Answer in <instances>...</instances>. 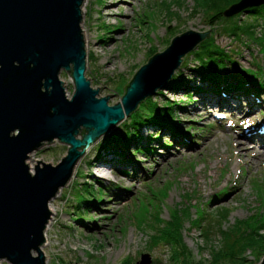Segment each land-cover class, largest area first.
Segmentation results:
<instances>
[{
    "label": "rangeland",
    "instance_id": "rangeland-1",
    "mask_svg": "<svg viewBox=\"0 0 264 264\" xmlns=\"http://www.w3.org/2000/svg\"><path fill=\"white\" fill-rule=\"evenodd\" d=\"M175 1L181 5L173 4ZM166 3L172 4V19ZM195 5V0H88V12L87 15L83 13L82 18L91 49L85 77L92 89L98 88L97 98L110 96L108 106L120 103L135 73L154 54L163 52L174 37L186 31L207 33L208 37L214 35L216 44L226 49L239 65L260 74L264 72V40L259 44L248 34L241 37L237 32L232 37L224 34L225 28L219 25L210 28L207 25L209 18L203 11L191 15ZM237 20L233 18L227 23ZM263 21L259 18L255 22L252 17L244 15L238 24L244 26L252 22L254 36L262 37ZM151 50L155 51L152 55ZM187 55L174 74L183 72L182 76L192 81L194 77L189 69H180L183 62L192 67L193 61ZM60 80L70 99L74 90L71 79L62 73ZM193 83L198 85V82ZM157 92L152 98L159 106L166 100L182 106L174 115L175 122L182 129L179 133L182 137L176 134L172 138L168 129L144 127L140 132L143 140L157 133V138L161 139L151 143L152 154H135L138 146L131 144V150L124 151L122 157L101 151L99 147L103 139L96 141L77 163L75 174L59 191L60 196L50 201L54 214L47 232L49 245L42 247L46 264H137L143 255L149 257V264H181L172 261L170 246L149 248V236L153 234L149 228L155 225L158 210L156 204L147 206L146 202H138V198L149 195L147 186L156 193L166 190L160 204L162 221L170 219L171 211H180V236L189 264H211L213 253L223 246L220 232L234 230L241 225L238 223H252L258 217L264 218V159H255V155L249 152L254 148L252 141H248V147L238 144L242 133H246L253 122L254 133H264L258 122L264 120V98L244 96L254 106L245 101L230 100L232 93L218 95L209 88H205L204 93L192 95L190 102L182 92L172 95L164 91V96L157 95ZM210 98L230 101L232 108L241 105L245 111L254 108L255 112L247 113L246 116L251 118L246 119L245 114L236 110L209 106L207 101ZM127 120L128 117L124 119ZM67 150V146L54 141L30 154L26 163L34 167L37 161H41L56 166ZM103 161L109 164L103 167L108 179L102 178L99 172L102 167L98 165L101 166ZM259 183H263L262 192L257 189ZM93 196L101 201L92 202ZM85 198L92 203L84 204ZM198 208L205 214V226L192 230L190 221L185 220L181 212L188 210L190 218L198 222L199 219L195 218V209ZM224 213L227 216L221 220L218 216ZM215 221L222 222L221 228H211L206 239L204 230ZM261 235L264 236V231ZM259 252L247 249L242 254L243 261L237 260L234 264H259L264 258V254L258 256ZM0 264L6 263L2 261Z\"/></svg>",
    "mask_w": 264,
    "mask_h": 264
},
{
    "label": "water",
    "instance_id": "water-1",
    "mask_svg": "<svg viewBox=\"0 0 264 264\" xmlns=\"http://www.w3.org/2000/svg\"><path fill=\"white\" fill-rule=\"evenodd\" d=\"M84 1L0 0V262L6 264H46L48 204L84 152L162 90L184 56L208 37L193 31L174 37L135 73L120 103L108 106L110 96L97 98L98 88L85 77ZM262 5L240 0L223 16ZM62 73L73 84L70 99ZM54 141L67 146V154L56 166L37 161L30 171V154ZM149 263L143 255L137 264Z\"/></svg>",
    "mask_w": 264,
    "mask_h": 264
},
{
    "label": "trees",
    "instance_id": "trees-1",
    "mask_svg": "<svg viewBox=\"0 0 264 264\" xmlns=\"http://www.w3.org/2000/svg\"><path fill=\"white\" fill-rule=\"evenodd\" d=\"M239 1L240 0H195L196 7L191 15H194L198 10H201L203 11L204 16L209 18L207 25L210 28L219 25L222 29L225 28L223 29L224 34L232 37L235 36L237 32H239L241 37L243 34H248L251 35L252 41L261 44L264 40V34L262 37H256L254 36V25L252 22L243 26L239 25L238 21L244 15L252 17L255 22H257L259 18L264 19V5L246 9L242 11L243 13L237 14L235 17L229 19L223 17V12ZM173 4L178 6L181 5L178 1H175ZM165 5L169 6V17L172 19V17H174L170 11L172 4L166 3ZM233 18H238V20L234 23H227V21ZM153 53H155V51L151 50L150 55ZM187 56L193 61L192 67L190 68L187 66V63L183 62L180 69H189V72L194 79L190 81L184 78L182 76L183 72L175 73L167 82L165 88L158 90L157 95L164 96L162 94L164 91H171L170 93L172 95H177L182 92L187 101L190 102V100H192V95L201 92L204 93L205 88H209L218 95L230 91V93H237L241 96H248L249 94L256 98H264V80L262 79L264 77V72L261 71L262 73L260 74L257 71H250L239 65L233 57L229 55L226 49L221 48L216 44L214 35H209L208 38L199 43L196 49ZM191 82H198V85L195 83L191 84ZM225 90L226 92H224ZM181 108L182 106L172 104L169 100H166L164 104L159 106L152 97L147 98L138 106L136 111L128 117L127 121H124L120 127L118 126L110 133V135L101 141L99 149L122 157L121 154L130 149V145L133 144V146H138L135 150V154H152L154 148L152 147L151 142H159L161 139L156 138L159 135L157 133L155 134L156 136L154 135L150 140H143L140 135L142 128L147 126L157 130H162L164 128L170 130L172 128L170 130L171 137L174 138L176 134L177 137L180 136L179 133H182V129L177 125V122H175L174 115L176 109ZM181 137L182 136H180V138ZM160 145L169 147L164 144ZM190 168L193 169L194 167ZM262 184H258V191L262 192ZM147 190L149 195L145 194L142 196V199L138 198V202H146L145 204L147 206L156 204L158 210L155 215V225L149 228L150 231L153 232L152 236H149V248L153 249L160 246H170L172 249V261H179L181 264H189V256L186 252L185 246L182 244L180 236V231L182 229L180 211L177 209L171 211L170 219L166 222L162 221L159 213L161 210L160 204L166 196V190L156 193L151 186H147ZM96 200L99 202L101 201V199H95V196H93L92 202ZM92 202L86 198L84 200V204ZM195 210V218L199 219L198 222H195L190 218L188 210L181 212L182 215H184L185 220L190 221V229L192 230L205 226L203 221L205 214L200 208ZM226 216V213H224L220 214L218 217L222 220L225 219ZM221 224L222 222L219 221L209 223L206 227L207 229L204 230V233H206L205 238H209V230L214 226L220 230ZM238 224L241 225H237L234 230L225 233L220 232L223 237V246L219 251L213 253V262H211V264H234L237 260L243 261L244 257L242 254L247 249L260 251L258 255L259 257L264 254V236L261 235V232L264 231V218L258 217L252 223L246 222ZM124 264L128 263L124 262Z\"/></svg>",
    "mask_w": 264,
    "mask_h": 264
},
{
    "label": "bare ground",
    "instance_id": "bare-ground-1",
    "mask_svg": "<svg viewBox=\"0 0 264 264\" xmlns=\"http://www.w3.org/2000/svg\"><path fill=\"white\" fill-rule=\"evenodd\" d=\"M87 6H88V0H85L84 1V4H83V6H82V18H83V13H84V15H87V12H88V10H87ZM81 31H82V35H83V38H84V43H85V51H86V55H87V59H88V55H89V53L91 52L90 50V41H89V35H88V31L87 30H85V28H84V24H83V26H82V23H81ZM165 88V87H164ZM169 88V87H168ZM237 91V90H236ZM171 92V91H170ZM169 92V93H170ZM208 92V91H207ZM224 92H226V90L224 91ZM233 92V91H232ZM235 92V91H234ZM229 93H230V91H229ZM156 94V93H155ZM209 94V93H208ZM228 94V93H227ZM245 94V93H244ZM253 94V93H252ZM181 95V94H180ZM198 95V94H197ZM202 95V94H201ZM249 95V94H248ZM256 95V94H255ZM250 96V95H249ZM67 97V96H66ZM230 100H232L233 99V101L234 102H238L239 100L240 101H245L246 102V104H249V105H254L252 102H248V98H246V97H244V96H240V95H238L237 93H232L230 96ZM236 97V98H235ZM243 97H244V99H243ZM253 97V96H252ZM260 97V96H259ZM68 98V97H67ZM207 98V97H206ZM260 100V99H259ZM262 100V99H261ZM250 101V100H249ZM254 102V101H253ZM264 102V101H263ZM207 103H208V105L209 106H211V107H213V108H216V109H219V108H221V107H223V108H226V109H228V110H231V109H233V110H236V111H238L239 113H242V115H244V116H246L247 115V113H254L255 112V110H254V108H250L248 111H245V110H242V107H241V105H236L235 107H230L231 106V104H230V101L228 102V101H223V100H221V99H219V98H210V99H208V101H207ZM243 104V103H242ZM245 104V103H244ZM264 104V103H263ZM255 106V105H254ZM259 110V109H258ZM221 114V113H220ZM263 114V113H262ZM249 115V114H248ZM261 116V115H260ZM249 118H251V117H248V116H246V119H249ZM255 120V119H254ZM242 121L244 122L245 121V119L244 118H242ZM252 122V121H251ZM259 122V124L263 127V129H264V120L262 119V120H259L258 121ZM263 122V123H262ZM181 123V122H180ZM254 122H253V124H252V126L250 127V129L249 130H247V132L246 133H242V136H241V142H239L238 141V144L240 143V144H242L243 146H245V147H248L249 146V144H247L248 143V141H252L253 142V144L251 145V146H253L254 148L253 149H251L249 152L251 153V154H254L255 156H254V158L256 159H259V160H263L264 159V133H262V132H257V133H254V131H253V126H254ZM146 125V124H145ZM152 125V124H151ZM150 125V126H151ZM258 125V124H257ZM148 127V126H147ZM153 127V126H152ZM160 127V126H159ZM163 127V126H162ZM144 128V127H143ZM158 128V127H157ZM258 128V127H257ZM165 129V128H164ZM170 129V128H169ZM172 129V128H171ZM170 129V130H171ZM247 129V128H246ZM166 130V129H165ZM169 130V131H170ZM177 130V129H176ZM242 130V129H241ZM163 131V130H162ZM166 132V131H165ZM242 132V131H241ZM152 133V132H151ZM173 133V132H172ZM248 133V134H247ZM181 135V134H180ZM149 136V135H148ZM156 136V135H155ZM151 138H152V136H150ZM149 137V138H150ZM250 137H252V138H250ZM157 138V137H156ZM154 139V138H153ZM145 140V139H144ZM150 140V139H149ZM156 140H158V139H156ZM171 142V141H170ZM151 143H153V142H151ZM158 144H160V143H158ZM162 144V143H161ZM158 146H160V145H158ZM172 147V146H171ZM135 148V147H134ZM89 150H90V148L89 149H87L85 152H84V155H86V153H88L89 152ZM131 150V149H130ZM130 152V151H129ZM127 153V152H126ZM149 154V153H148ZM83 155V156H84ZM117 155V154H116ZM107 157H109V156H107ZM124 158V157H123ZM130 159V158H129ZM115 160V159H114ZM120 160V159H119ZM112 161V160H111ZM116 161V160H115ZM94 162H97V160H94ZM123 162V161H122ZM117 163V162H116ZM129 164V163H128ZM132 164V163H131ZM130 165V164H129ZM106 166H109V164H107V162H102V164H101V166H99L98 165V167H102V168H99V169H101V170H99V172H101L102 174H101V176H102V178H104V179H108L109 177H106V173L104 172V168L103 167H106ZM132 166V165H131ZM136 166V165H135ZM134 166V167H135ZM31 167V168H30ZM76 167V166H75ZM29 168H30V171H32V169H33V164H30V166H29ZM133 168V167H132ZM126 169V168H125ZM74 172H76V170L74 171ZM134 173V172H133ZM73 174H75V173H73ZM135 174V173H134ZM236 181V180H235ZM238 183V182H237ZM239 184V183H238ZM239 186V185H238ZM58 195V197L60 196V194H57ZM218 195V194H217ZM57 197V196H56ZM48 209H49V211H50V213H51V216L54 214V209H53V206H52V203L50 202L49 204H48ZM51 219V218H50ZM50 221V220H49ZM49 224H47V226H46V229H45V232H44V244H43V246L42 247H44V246H48L49 245V243H48V238H47V232H48V230L50 229V226H52V221L51 222H48ZM45 256V255H44Z\"/></svg>",
    "mask_w": 264,
    "mask_h": 264
}]
</instances>
